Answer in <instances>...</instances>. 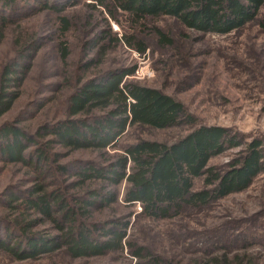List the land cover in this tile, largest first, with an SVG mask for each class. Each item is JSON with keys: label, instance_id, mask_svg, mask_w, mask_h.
Wrapping results in <instances>:
<instances>
[{"label": "rangeland", "instance_id": "rangeland-1", "mask_svg": "<svg viewBox=\"0 0 264 264\" xmlns=\"http://www.w3.org/2000/svg\"><path fill=\"white\" fill-rule=\"evenodd\" d=\"M48 1L53 10L47 8ZM90 3L91 0H11L7 7L1 6L0 77L5 65L17 71L9 76L16 84L4 91L6 95L16 93V98L0 116V129L4 124L22 129L30 143L24 152L29 161L35 160L41 148H46L47 155L38 169L0 159V237L3 231L17 234L16 224L25 217L37 219L32 227L35 231L58 233L40 213H25L21 202L33 186L43 184L48 192L57 191L72 207L87 200L83 190H75L74 175L88 165L102 164L99 155L88 150L71 152L50 133L43 137L39 131L44 125L51 128L67 118L65 99L76 80L134 67L132 75L124 80L172 96L194 118L193 124L179 127L127 129L122 145L137 138L171 143L194 126L214 125L226 128L240 144L212 157L209 165L226 167L254 140L260 141L264 149V5L254 20L220 35L194 32L163 15L133 24L126 13L118 11L115 22L103 8ZM58 16L68 22L64 34L58 31ZM105 31L119 39L131 35L133 44L140 42L145 50L128 48L121 39L118 44L107 37L98 39ZM158 33L166 40L164 44L158 43ZM32 38L35 42L27 46ZM61 45L66 46L65 58L61 56ZM90 57L91 66L85 67ZM59 165L67 166L66 172ZM202 186V178L194 181L195 190ZM12 197L17 199L9 202ZM134 210L133 214L125 211L126 241L144 249L143 255L159 257L161 264H211L221 260L225 264H264V171L245 190L184 210L171 219L150 220L137 215L138 205ZM92 215L95 221L110 218L108 208L95 209ZM128 251L124 247L122 252L73 259L58 250L19 260L0 250V264L145 263L146 256L137 259Z\"/></svg>", "mask_w": 264, "mask_h": 264}, {"label": "trees", "instance_id": "trees-1", "mask_svg": "<svg viewBox=\"0 0 264 264\" xmlns=\"http://www.w3.org/2000/svg\"><path fill=\"white\" fill-rule=\"evenodd\" d=\"M10 1L0 0V10L1 6L7 7ZM91 1L93 7L103 8L115 22L118 11L126 13L133 24L147 17L163 15L174 18L194 32L220 35L254 20L264 5V0ZM47 5L53 10L50 1ZM57 22L59 33L64 34L68 22L63 16H58ZM261 27L264 30L262 22ZM109 34L110 31H105L103 37L99 36L98 39L107 37L114 44L121 39L128 48L138 52L145 50L142 43L133 44L131 35H122L119 39ZM158 36V43L164 44L166 40L163 35L158 33ZM34 42L35 38L30 39L27 46ZM59 49L62 58H65L66 46L61 45ZM90 63L91 57L84 66L89 67ZM133 69H112L84 81L76 80L65 99L67 118L51 128L49 125L39 128L43 137L50 133L60 146L71 152L88 150L97 153L101 158L99 162L103 163L89 161L94 165L75 173L77 180L72 183L75 190H83L84 195L87 194V200L78 202V207L68 205L65 196L57 191L48 192L43 184L27 190V198L21 202L25 206V213H40L58 233L48 235L35 231L32 227L37 219L25 217L16 224L17 234L10 230L3 231L0 250L19 260L37 258L58 250H64L70 258L76 259L122 252L127 247L134 258L146 256L144 264H161L159 257L149 253L143 255L144 249L126 241L128 226L125 211L131 210L133 214L138 205L140 210L137 215L141 217L150 220L171 219L184 210L206 206L214 200L245 190L264 171V149L258 140L249 143L241 155L226 167L208 164L212 157L240 144L236 136L221 126H194L171 143L137 138L132 143L122 145L123 134L130 128L166 129L194 122L193 116L172 96L124 80L125 76L132 75ZM16 71L17 68L5 65L1 72L0 116L9 110L16 98V93L6 95L4 92L7 87L16 84L9 77ZM2 126L0 159L5 163H20L38 169L41 162L46 161V148L39 149L34 161L25 158L24 152L30 143L22 129L8 124ZM108 150L114 152L110 154ZM59 168L63 172L67 170V166L59 165ZM201 178L202 189L195 190L194 181ZM94 184L98 185L92 187ZM16 199L12 197L9 202ZM104 208L109 209L110 218L95 221L92 211ZM13 240L17 243L13 244ZM211 264H225V260Z\"/></svg>", "mask_w": 264, "mask_h": 264}, {"label": "built area", "instance_id": "built-area-1", "mask_svg": "<svg viewBox=\"0 0 264 264\" xmlns=\"http://www.w3.org/2000/svg\"><path fill=\"white\" fill-rule=\"evenodd\" d=\"M136 74H137V71H136Z\"/></svg>", "mask_w": 264, "mask_h": 264}]
</instances>
